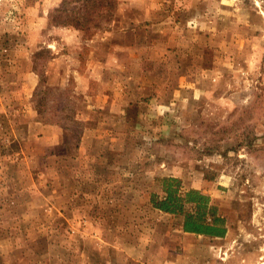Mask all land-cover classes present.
I'll use <instances>...</instances> for the list:
<instances>
[{"label":"rangeland","instance_id":"374dc122","mask_svg":"<svg viewBox=\"0 0 264 264\" xmlns=\"http://www.w3.org/2000/svg\"><path fill=\"white\" fill-rule=\"evenodd\" d=\"M61 1L0 0V264H264V0H114L88 31ZM166 177L225 237L152 208Z\"/></svg>","mask_w":264,"mask_h":264},{"label":"trees","instance_id":"16d2710c","mask_svg":"<svg viewBox=\"0 0 264 264\" xmlns=\"http://www.w3.org/2000/svg\"><path fill=\"white\" fill-rule=\"evenodd\" d=\"M115 10L114 0H62L50 12L48 21L55 27L101 30L111 24ZM97 17L101 19L97 21ZM69 120L80 128V121ZM79 133L80 131L77 133V141L81 136ZM161 182L162 195L151 194L153 209L178 218L183 233L209 238L225 237V219L218 216L216 208L210 205L209 196L194 189L183 190L180 181L173 177L163 178Z\"/></svg>","mask_w":264,"mask_h":264}]
</instances>
